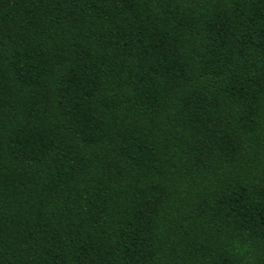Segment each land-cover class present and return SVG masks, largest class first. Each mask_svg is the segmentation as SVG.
Wrapping results in <instances>:
<instances>
[{
	"label": "trees",
	"instance_id": "16d2710c",
	"mask_svg": "<svg viewBox=\"0 0 264 264\" xmlns=\"http://www.w3.org/2000/svg\"><path fill=\"white\" fill-rule=\"evenodd\" d=\"M0 264H264V0H0Z\"/></svg>",
	"mask_w": 264,
	"mask_h": 264
}]
</instances>
